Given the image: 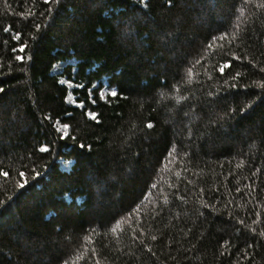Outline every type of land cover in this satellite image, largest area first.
Instances as JSON below:
<instances>
[{"label": "trees", "instance_id": "obj_1", "mask_svg": "<svg viewBox=\"0 0 264 264\" xmlns=\"http://www.w3.org/2000/svg\"><path fill=\"white\" fill-rule=\"evenodd\" d=\"M262 69L264 0H0V264H264Z\"/></svg>", "mask_w": 264, "mask_h": 264}, {"label": "snow or ice", "instance_id": "obj_2", "mask_svg": "<svg viewBox=\"0 0 264 264\" xmlns=\"http://www.w3.org/2000/svg\"><path fill=\"white\" fill-rule=\"evenodd\" d=\"M48 2H49V0H44V3H45V4H47ZM139 2H140L141 4H143V3L145 2V0H139ZM169 3H171V0H169ZM36 27L39 28V25H37ZM5 31H8V29H5ZM18 35H19V34H17L16 37H13V39L18 38ZM214 39H215V37H214ZM209 47H211V44L209 45ZM23 50H24V48H23V46H21V48L19 49V51L22 52ZM13 51H16V49H13ZM233 58H234V59H238V57H233ZM15 59L19 61V60L22 59V57L19 56V55H17V56L15 57ZM230 66H231L230 63H227V62H226V63H224L223 65H221V67L218 69V71H220L221 73H223V72H224V69H225V68H228V67H230ZM262 71H264V69H262ZM2 91H3V89H0V92H2ZM110 95H112V96H116L117 93H116V92H111ZM88 115H90L92 119H95V118H96L94 113H89ZM62 127H63V129L66 130V129H68L69 125L64 124V125H62ZM146 127H147V128H152L153 125H152L151 123H148V124L146 125ZM39 150H40L41 152H47V151H48V148H47L46 146H43V145H42V146L40 147ZM19 175H20L21 178H24L25 183H20V184L17 185V187H19V188H23V187H25V184L27 183L26 173H25L24 171H21V172L19 173ZM36 175L39 176V173L37 172ZM177 175L179 176V173H177ZM0 176H2V177H4V178H9V173H8L7 171H4V170L0 169ZM153 187H155V185H153Z\"/></svg>", "mask_w": 264, "mask_h": 264}]
</instances>
